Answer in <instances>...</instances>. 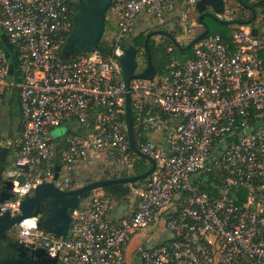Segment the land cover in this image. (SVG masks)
<instances>
[{
	"label": "built area",
	"instance_id": "built-area-1",
	"mask_svg": "<svg viewBox=\"0 0 264 264\" xmlns=\"http://www.w3.org/2000/svg\"><path fill=\"white\" fill-rule=\"evenodd\" d=\"M197 1L112 0L107 11L119 21L109 55L92 51L63 59L72 0H0V108L17 87L21 114L19 134H0V146L14 150L12 182L30 185L23 198L53 180L57 161L67 170L92 149L107 150L125 169L140 164L126 132L127 92L136 145L156 161L134 190L128 218L109 220L111 198L98 188L72 210L66 236L37 226L24 239L61 264H127L126 243L158 215L170 236L139 246L141 264H264V28L257 35L234 28L229 42L207 32L190 57L173 60L152 79H131L140 81L130 80L128 89L124 82L121 41L133 34L138 17L173 20L193 38ZM216 17L232 20L226 0ZM8 52L15 55L13 81ZM65 121L84 132L72 134L56 160L49 131ZM146 132H159L160 141L142 139ZM214 169L221 173L218 195L194 183ZM59 177L56 183L69 188L67 174ZM12 193L0 205L11 213V204L22 199L13 187Z\"/></svg>",
	"mask_w": 264,
	"mask_h": 264
},
{
	"label": "water",
	"instance_id": "water-1",
	"mask_svg": "<svg viewBox=\"0 0 264 264\" xmlns=\"http://www.w3.org/2000/svg\"><path fill=\"white\" fill-rule=\"evenodd\" d=\"M111 1L81 0L73 3V26L70 35L61 49L65 57L70 56L76 51L85 53L99 51L98 42L103 34L106 11ZM224 9L225 0H198L196 3L198 21L200 22H202L204 15L217 19L216 13L223 12ZM159 32L169 36L172 43L181 51H187L199 38L208 32V28L205 27L204 31L194 36L184 47H181L177 39L168 31ZM252 33L257 35V30L253 29ZM150 34L147 33L144 40L146 63L141 70L135 71L138 50L133 45H128L124 49L123 55L119 58L127 89L129 88V81L131 79L149 80L156 73L147 48ZM124 110L126 132L130 147L138 155L148 159L150 167L135 175H116L100 178L78 186L72 181L73 184L69 188H62L56 183L60 178L59 171L61 168V163L57 161L54 167L53 180L37 184L32 194L20 200V215H14L8 209L0 214V264H61L56 257L48 256L42 247L35 246L34 243L9 239L13 227L24 217L36 216L38 218L37 226L40 229L57 237L66 236L72 210L80 206L88 198L91 191L104 187H109L111 192H116L120 195L130 190L134 191L139 187L141 181L154 170L156 166L155 159L143 153L136 145L128 92L125 95ZM56 156H59V154L56 153ZM13 159L10 148L0 146V205L13 197L12 180L15 175L8 176L12 168ZM22 170L27 172L28 166H23ZM131 183H133L132 186H130ZM8 248L12 249L15 254L9 256Z\"/></svg>",
	"mask_w": 264,
	"mask_h": 264
},
{
	"label": "crops",
	"instance_id": "crops-1",
	"mask_svg": "<svg viewBox=\"0 0 264 264\" xmlns=\"http://www.w3.org/2000/svg\"><path fill=\"white\" fill-rule=\"evenodd\" d=\"M146 21H148L149 24L151 20L148 19V17L145 15H140L136 22L141 23V26L142 25L144 26L145 24L144 22ZM14 56L15 55L13 54V58H12L11 53L8 52V57H10L11 60L10 71H9V77L11 81L16 80L17 78L16 61L14 63L15 60ZM18 99H19L18 92L13 88L10 89L9 100H13L11 101L12 103H9L8 100V102L3 104L0 108L1 135L16 137L20 132L21 114L19 110ZM14 109L17 110L18 114L15 115L13 114ZM59 126H63L64 130H58L57 132H55L54 139L51 138L50 135L52 130L49 131V137L51 138L52 142L55 144V147L57 149L56 153L58 154L68 144L69 137L72 134L84 132V130H79L80 126L76 122L65 121L63 124ZM147 136L150 140L154 142H158L161 139V134L159 132H151L148 133ZM10 152L12 157L14 158L13 148H10ZM117 164L118 163L115 161L113 156L107 150L92 149L87 153V155L84 158H82L80 161L70 166L69 169L66 170L63 166H61L59 172L61 174H67L70 180L73 181L76 184V186H78L91 180L100 179L102 175L105 173L112 174V175H108L107 177L116 176L114 172L120 170V168H118L119 164L118 165ZM121 169H125V168L122 167ZM131 191L132 190L125 192L124 194L121 195L118 193L110 195L111 206L107 214L109 220L118 222L130 216V214L132 213L133 199L135 197V191H132V193H130ZM88 199L89 198H87L85 202H87ZM177 201L178 199H174L173 203ZM163 218H164L163 215H158L155 223L152 226L146 228L142 232L134 234L129 239V241L126 243L124 247V255L127 264H141V261L138 258V254L136 253V249L139 246L142 245L154 246L169 238L170 231L165 228L163 223ZM128 255L130 256V258L128 257Z\"/></svg>",
	"mask_w": 264,
	"mask_h": 264
},
{
	"label": "trees",
	"instance_id": "trees-1",
	"mask_svg": "<svg viewBox=\"0 0 264 264\" xmlns=\"http://www.w3.org/2000/svg\"><path fill=\"white\" fill-rule=\"evenodd\" d=\"M226 7L229 11H231V15H232V20L230 21H222L219 19H214L215 21H217L219 24L225 25L229 30H213L211 31L209 29V26L205 23L204 21V16L202 17V22L198 21V12L196 11L197 15L195 17H192V19L196 22L197 25L200 26V30L197 34H199L200 32L204 31L205 27L208 28V32H217L219 34L222 35V37L224 38V40L226 42L230 41V32L232 29L234 28H238L241 26H247L249 28H251V30L253 31V29L261 31L262 28H264V0H226ZM73 15H74V9H73V13H72V21H73ZM212 18V17H211ZM168 21L165 20L162 23H166ZM106 26H108L111 31H112V26L111 23L109 21V18H107V16L105 17V22H104V30H103V34L98 42V47H99V52L102 56L106 57L109 55V53L111 52L112 46L115 42V37L111 39V41L109 42L108 39L106 40L103 35H104V31ZM159 26H161V24H159ZM163 28V27H162ZM175 30H180V28L178 27L177 24H175L174 27ZM118 30V28H117ZM117 32V31H116ZM171 35H174L172 31H168ZM196 34V35H197ZM143 39H144V32L140 31L137 35H130V37L125 38L121 41V46L123 49H125L128 45H133L134 47L137 48L138 52H141L142 56H143V62L144 65L146 63V52L144 50V44H143ZM192 37L189 38V40L185 41L184 43H179V45L181 47H184L185 45H187L190 41H191ZM260 39L262 40V42L264 43V32L260 34ZM147 48H148V52L150 54V59L151 62L154 66V68L156 69L157 72H160L166 65L170 64L173 60L175 59H185L190 57L191 53L184 57V58H179L176 57L175 55L171 54V51H174L175 49H177L178 52L180 53H187V52H191V50H187V51H181L179 48H177L173 43L172 40L169 36L167 35H162L161 37H159V39H152L150 38L147 42ZM85 52H74L72 55L65 57L63 54L60 53V57L63 59H68L71 56L75 55V54H84ZM12 58H13V53H11ZM15 63V60H14ZM13 89H15L18 92V88L14 87ZM11 101L13 100H9V103H12ZM13 114H18L17 110L14 109L13 110ZM148 133H144V135L142 136V139H149L148 138ZM134 137L137 140V132L136 130H134ZM132 150V148H131ZM132 153L134 155H136L139 158L140 164L135 166L133 169H120L117 170L115 173V175H121V176H126V175H135L138 173H141L143 171H145L146 169H148L150 167V162L148 160H146L144 157L138 155L135 151L132 150ZM59 159V156H56V160ZM129 171V172H127ZM108 175H112V174H103L101 178H105ZM204 176V180H200L198 182H194L197 183V186L200 190H205L207 192H212L215 195L219 194V185L221 183V173L220 171H218L217 169H214L210 172H207L206 174H203ZM24 176L22 175L20 179H23ZM145 179L142 180V182ZM73 182L70 180V185H72ZM104 190V192L107 195H111V194H116V192H111L109 187H104L102 188Z\"/></svg>",
	"mask_w": 264,
	"mask_h": 264
},
{
	"label": "rangeland",
	"instance_id": "rangeland-1",
	"mask_svg": "<svg viewBox=\"0 0 264 264\" xmlns=\"http://www.w3.org/2000/svg\"><path fill=\"white\" fill-rule=\"evenodd\" d=\"M206 10H208V9H206ZM196 15H197L196 11H194V10L191 11L192 17H195ZM106 16H107V18H109V21H110L111 26H112V31L108 26H106L103 37L106 40L108 39V41L110 42L111 39L115 37V35L117 33L116 31H118L117 28H118L119 17L115 14H110L108 11H106ZM204 21L209 26V29L211 31H213V30H215V31L216 30L228 31L229 30L225 25L219 24L217 21H215L210 16L205 15ZM154 22L161 24V27H163V28L166 27L168 29V31H172L174 34L172 36H174L177 39L178 43H184L185 41L189 40V38H190L183 31L174 29L176 23L173 20H168L166 23H162V22H158V21H154ZM144 23H145L144 24V27H145L148 24V21H146ZM144 27H143V25L141 26V23L136 22V26H135L136 33L142 31L144 29ZM199 30H200V26L196 24L194 27V31H193V33L195 34L194 36H196V34L199 32ZM0 33H2V32H0ZM193 33H191V36H193L192 35ZM156 38H158V37L156 36ZM190 53L191 52H187L186 54L180 53L177 51V49H175L174 51H171L172 55H175L176 57H179V58H184V57L188 56ZM136 60H137V67H136L135 71H139L144 67L143 56H142L141 52H137ZM138 81H140V80H131V83L133 84V83L138 82ZM51 130H52V132L50 135H51V138L54 139L55 138V136H54L55 132H57L58 130H64V127L63 126H56V127H53ZM118 168L121 169L122 167H120L118 165ZM125 170H128V169L126 168ZM127 172H129V171H127ZM130 193H132V191ZM128 257L130 258L129 255H128ZM129 258H128V260H129Z\"/></svg>",
	"mask_w": 264,
	"mask_h": 264
},
{
	"label": "clouds",
	"instance_id": "clouds-1",
	"mask_svg": "<svg viewBox=\"0 0 264 264\" xmlns=\"http://www.w3.org/2000/svg\"><path fill=\"white\" fill-rule=\"evenodd\" d=\"M15 173L9 172L8 176H12ZM30 185L25 184L24 186H20L18 182H13V189L15 192L19 194L20 198H23V196L29 191ZM11 209L13 210L14 215H20L21 209L19 208V199L11 204ZM6 209L0 208V214H2ZM37 217H26L19 221L17 225L18 235L19 237L24 240L28 239L31 234L32 230L36 229L37 227Z\"/></svg>",
	"mask_w": 264,
	"mask_h": 264
},
{
	"label": "flooded vegetation",
	"instance_id": "flooded-vegetation-1",
	"mask_svg": "<svg viewBox=\"0 0 264 264\" xmlns=\"http://www.w3.org/2000/svg\"><path fill=\"white\" fill-rule=\"evenodd\" d=\"M79 1H81V0H72V2L74 3V2H79ZM144 27V26H143ZM144 30V31H143ZM142 31L144 32V39H143V44H144V40H145V37H146V34L147 33H151L150 34V36H149V38H148V40L150 39V38H152V39H159V37H161L162 35H165V34H163V33H160L159 31H168V29L165 27V28H162L161 26H159V24L156 22H154V21H150V23L149 24H147L145 27H144V29H143ZM154 31H156L155 33H152V32H154ZM139 32H137L136 33V30H134V32H133V34L132 35H137ZM156 36L158 37V38H156ZM133 185V183H131L130 184V186H132ZM10 238L9 239H16V240H18V241H20V240H22L20 237H19V235H18V232H17V228H16V225L13 227V229L11 230V232H10ZM8 250V253H9V256H12L13 254H15V252L12 250V249H10V248H8L7 249Z\"/></svg>",
	"mask_w": 264,
	"mask_h": 264
}]
</instances>
